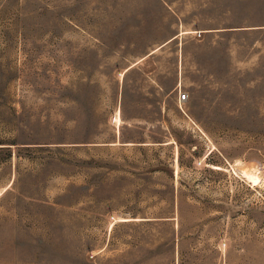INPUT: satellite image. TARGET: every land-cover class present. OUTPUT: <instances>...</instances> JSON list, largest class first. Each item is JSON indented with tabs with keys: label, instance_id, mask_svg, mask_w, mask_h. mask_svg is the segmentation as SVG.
<instances>
[{
	"label": "rangeland",
	"instance_id": "rangeland-1",
	"mask_svg": "<svg viewBox=\"0 0 264 264\" xmlns=\"http://www.w3.org/2000/svg\"><path fill=\"white\" fill-rule=\"evenodd\" d=\"M0 142V264H264V0H0Z\"/></svg>",
	"mask_w": 264,
	"mask_h": 264
},
{
	"label": "built area",
	"instance_id": "built-area-1",
	"mask_svg": "<svg viewBox=\"0 0 264 264\" xmlns=\"http://www.w3.org/2000/svg\"><path fill=\"white\" fill-rule=\"evenodd\" d=\"M186 98H187V93L186 92H182L178 96L179 100H185Z\"/></svg>",
	"mask_w": 264,
	"mask_h": 264
},
{
	"label": "trees",
	"instance_id": "trees-1",
	"mask_svg": "<svg viewBox=\"0 0 264 264\" xmlns=\"http://www.w3.org/2000/svg\"><path fill=\"white\" fill-rule=\"evenodd\" d=\"M0 144H3V143L0 142ZM0 148H3V147H0Z\"/></svg>",
	"mask_w": 264,
	"mask_h": 264
}]
</instances>
